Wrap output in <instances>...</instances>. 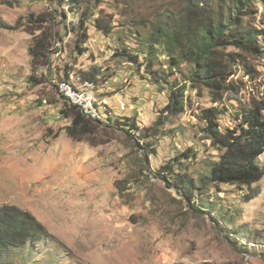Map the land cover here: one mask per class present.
I'll return each instance as SVG.
<instances>
[{"label": "rangeland", "instance_id": "rangeland-1", "mask_svg": "<svg viewBox=\"0 0 264 264\" xmlns=\"http://www.w3.org/2000/svg\"><path fill=\"white\" fill-rule=\"evenodd\" d=\"M235 1L0 0V205L28 210L46 230L0 246V264H264V176L207 184L219 153L200 130L201 109H223L224 128L264 91V54L246 56L251 77L235 64L236 89L214 102L190 86L189 61L169 62L161 34L181 30L191 4L226 11ZM250 10L264 49V0ZM38 26L51 44L33 68ZM90 75L126 109L78 141L65 134L56 82ZM171 90L184 100L175 112L165 108Z\"/></svg>", "mask_w": 264, "mask_h": 264}, {"label": "trees", "instance_id": "trees-1", "mask_svg": "<svg viewBox=\"0 0 264 264\" xmlns=\"http://www.w3.org/2000/svg\"><path fill=\"white\" fill-rule=\"evenodd\" d=\"M101 1L103 0H96V4ZM235 4L236 7L226 11L221 4L216 8L208 3L204 7L191 4L181 30H162L161 33L166 39L165 49L169 62L173 64L178 59L189 61L192 64L189 73L190 86L194 89L206 88L214 102L221 100L224 93H231L236 89L229 79L236 72L235 64L241 61L245 75L251 77L257 71L252 64H248L246 56L264 54V49L256 38L262 31L253 22L250 10L252 0H236ZM28 21L34 22L31 17ZM37 29L41 30L42 26L30 30L33 39L28 49L33 68L41 59H47L46 51L51 44L48 38L43 41L41 35L35 34ZM178 34L185 35L184 46L182 36ZM174 47L178 48L177 54H174ZM149 53H153V48ZM91 75L83 80L97 84ZM183 105V98L175 90H171L165 108L175 112L183 108ZM61 111L63 117L71 119L70 124L64 126L65 134L78 141H89L94 126L109 125L86 117L73 104L68 103ZM222 114L223 109L217 106L200 111V118L205 122L200 130L217 147L219 153L218 158L211 160L209 164L207 184L249 187L264 176V166L259 161V157L264 154V91L260 95L251 96L246 106L234 113L235 122L232 125L221 127L219 116ZM176 175L180 176L178 173ZM178 179L184 193L194 191L192 182L185 177ZM256 192L257 189L250 190L246 200H250ZM45 232L44 225L28 210L15 205H0V246L22 245L29 238L43 237Z\"/></svg>", "mask_w": 264, "mask_h": 264}, {"label": "built area", "instance_id": "built-area-1", "mask_svg": "<svg viewBox=\"0 0 264 264\" xmlns=\"http://www.w3.org/2000/svg\"><path fill=\"white\" fill-rule=\"evenodd\" d=\"M56 90L65 101L77 106L86 117L102 124H113L117 115L115 109L122 112L126 109L125 100L121 96H112L88 80H80L76 84L61 79L56 82ZM63 120L66 125L71 122L69 117H63Z\"/></svg>", "mask_w": 264, "mask_h": 264}]
</instances>
